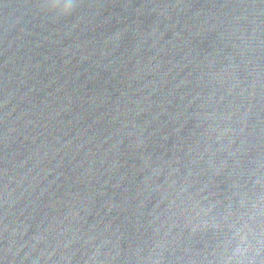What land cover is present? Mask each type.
<instances>
[{
  "label": "water",
  "instance_id": "obj_1",
  "mask_svg": "<svg viewBox=\"0 0 264 264\" xmlns=\"http://www.w3.org/2000/svg\"><path fill=\"white\" fill-rule=\"evenodd\" d=\"M38 5L0 0V264H264V0Z\"/></svg>",
  "mask_w": 264,
  "mask_h": 264
},
{
  "label": "clouds",
  "instance_id": "obj_2",
  "mask_svg": "<svg viewBox=\"0 0 264 264\" xmlns=\"http://www.w3.org/2000/svg\"><path fill=\"white\" fill-rule=\"evenodd\" d=\"M43 11L56 19L67 18L77 7V0H39L38 5ZM239 251V249H237ZM246 251V249H244ZM228 259H231L229 257Z\"/></svg>",
  "mask_w": 264,
  "mask_h": 264
}]
</instances>
